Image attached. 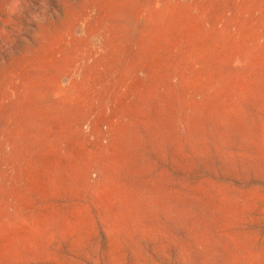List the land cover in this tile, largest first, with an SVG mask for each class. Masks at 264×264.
Returning a JSON list of instances; mask_svg holds the SVG:
<instances>
[{"label":"rangeland","instance_id":"obj_1","mask_svg":"<svg viewBox=\"0 0 264 264\" xmlns=\"http://www.w3.org/2000/svg\"><path fill=\"white\" fill-rule=\"evenodd\" d=\"M0 264H264V0H0Z\"/></svg>","mask_w":264,"mask_h":264}]
</instances>
